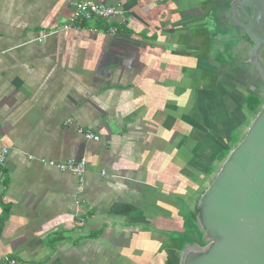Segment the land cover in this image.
<instances>
[{"label": "crops", "instance_id": "crops-1", "mask_svg": "<svg viewBox=\"0 0 264 264\" xmlns=\"http://www.w3.org/2000/svg\"><path fill=\"white\" fill-rule=\"evenodd\" d=\"M81 1L0 0V264H178L245 118L224 0H94L124 15L63 30Z\"/></svg>", "mask_w": 264, "mask_h": 264}, {"label": "water", "instance_id": "water-1", "mask_svg": "<svg viewBox=\"0 0 264 264\" xmlns=\"http://www.w3.org/2000/svg\"><path fill=\"white\" fill-rule=\"evenodd\" d=\"M219 21L223 36L241 41L227 67L247 71L245 85L248 74L264 85V0H224ZM234 81L237 96L254 97L260 105L242 140L195 199L192 222L199 235L184 244L178 264H264V88L240 90Z\"/></svg>", "mask_w": 264, "mask_h": 264}, {"label": "built area", "instance_id": "built-area-1", "mask_svg": "<svg viewBox=\"0 0 264 264\" xmlns=\"http://www.w3.org/2000/svg\"><path fill=\"white\" fill-rule=\"evenodd\" d=\"M163 1V0H162ZM124 15V11L119 5H106L97 3L94 0H83L75 5L73 16L63 26V30H71L83 24L85 21L101 20L104 22H112L115 19ZM108 34L113 35L117 33V28L110 27L107 31ZM52 34V33H51ZM45 34L38 39V42H42L44 38L51 35ZM79 133L84 135L87 140L99 141L100 138L91 131L79 130ZM9 150L2 148L0 150V181L4 179V169L7 162ZM46 165L62 173H70L79 178H83L86 173L87 162L86 160H69L66 162L46 161ZM1 264H21L18 259L5 258L1 261Z\"/></svg>", "mask_w": 264, "mask_h": 264}, {"label": "rangeland", "instance_id": "rangeland-1", "mask_svg": "<svg viewBox=\"0 0 264 264\" xmlns=\"http://www.w3.org/2000/svg\"><path fill=\"white\" fill-rule=\"evenodd\" d=\"M224 29L226 31V27L225 26H224ZM221 33H222V35H225L224 32H221ZM222 38H223L224 42L222 43L221 41H219V43L217 45L218 46L217 51H221L219 49L220 47L222 49H224L226 55L224 54V56H223L224 58L223 59L228 61L230 58H234V56L237 54V47H239L241 45V41L238 38H236L233 34H230V37L229 36H222ZM228 43L231 44L230 47L233 46V48H231L232 50L229 48ZM251 45L252 44H250V46ZM214 49L215 50L212 51L214 53L212 54L211 57H212V59L216 60V58H218L221 55V53L220 54L217 53L215 47H214ZM244 52H245V50H244ZM260 59L264 63V48L261 51ZM234 75L238 78V82L236 84L238 85L240 90H247V86L243 82L245 78H243L240 75H238L235 70H234ZM250 100H254V103H256V104H258V102H259V100L255 99L254 97H250ZM256 113H257V109H256V111H254V109H252V111L247 114V110H246V107H245V114H244L245 118H244V120H243V117L241 116V113H238V112L236 113L237 117H239L237 123H239L240 129H239V131H236V134L233 136V143L231 144V147L234 148L240 142V140H242L244 134L246 133V131L248 129L247 126H249V124H251V122L253 121ZM220 166H221V164L218 165L219 168H220ZM216 172H214V173L216 174Z\"/></svg>", "mask_w": 264, "mask_h": 264}, {"label": "flooded vegetation", "instance_id": "flooded-vegetation-1", "mask_svg": "<svg viewBox=\"0 0 264 264\" xmlns=\"http://www.w3.org/2000/svg\"><path fill=\"white\" fill-rule=\"evenodd\" d=\"M249 41V40H248ZM250 42V41H249ZM236 73L238 74V75H240L241 77H243L244 78V76L246 77V73H247V71H241V70H236ZM235 78H237L236 76H235ZM248 78H250V82L248 83V84H246V86L247 85H252L253 86V89L255 90V89H257V88H264V85H261L260 84V82L256 79V77L253 75L252 76V74H248ZM232 80L233 79H231L230 81L232 82ZM255 85H257V86H255ZM260 91V90H259ZM250 101H252V102H254V100H250V97L248 98V100H247V102H246V110H247V114L248 113H250L251 111H250V106H249V103H250ZM219 103H223L222 105L221 104H219V108H223V105L225 104L226 106H228V103L225 101V100H223V98H222V101H220L219 100ZM254 105V106H253ZM252 106H253V108H256L257 107V104L256 103H254ZM225 107V106H224ZM229 107V106H228ZM244 108H243V112H242V114H245V106H243ZM240 113L239 111H234L232 114L234 115V117L236 118V121L239 119V117H237V115H236V113ZM226 119H228V118H226Z\"/></svg>", "mask_w": 264, "mask_h": 264}, {"label": "trees", "instance_id": "trees-1", "mask_svg": "<svg viewBox=\"0 0 264 264\" xmlns=\"http://www.w3.org/2000/svg\"><path fill=\"white\" fill-rule=\"evenodd\" d=\"M253 104H254V102L250 101V103H249V106H250V108H251L250 111H252V109H254V111H256V109H257V108L259 107V105H260V103L258 102L257 107H256V108H253V106H254ZM252 105H253V106H252ZM228 153H229V151H227V150L224 152V156L220 158V162H222V161L227 157ZM192 240H193V239H192Z\"/></svg>", "mask_w": 264, "mask_h": 264}]
</instances>
